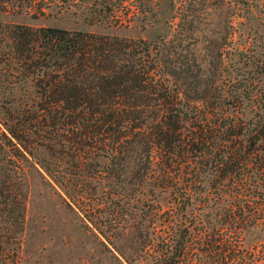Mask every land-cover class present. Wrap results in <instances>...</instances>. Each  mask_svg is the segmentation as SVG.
<instances>
[{"label": "rangeland", "instance_id": "rangeland-1", "mask_svg": "<svg viewBox=\"0 0 264 264\" xmlns=\"http://www.w3.org/2000/svg\"><path fill=\"white\" fill-rule=\"evenodd\" d=\"M12 24L157 44V57L184 62L192 74L198 73L195 62L201 64V88L218 97L223 113L237 124L236 146L240 132L264 126V0H0V28ZM163 44L170 50L163 51ZM8 72L0 71L7 91ZM16 87L23 91L25 85ZM259 138L247 171L217 178L216 189L203 173L196 178L192 166L185 177H166L164 187L153 174L143 184L136 179L121 196L100 171L101 157L72 185L55 183L41 169L28 170L21 178L27 191L22 223L17 228L0 223V264H160L161 250L181 235L188 237L181 264H201L205 233L234 239L230 216L255 220L240 244L258 256L264 249V167H256L264 165V138ZM240 158L234 155L235 166H243ZM158 168L155 160L151 170L157 174ZM253 171L258 172L251 177ZM248 185L256 189L254 196L242 199L237 192ZM183 191L188 199L177 197Z\"/></svg>", "mask_w": 264, "mask_h": 264}, {"label": "trees", "instance_id": "trees-1", "mask_svg": "<svg viewBox=\"0 0 264 264\" xmlns=\"http://www.w3.org/2000/svg\"><path fill=\"white\" fill-rule=\"evenodd\" d=\"M156 45L56 26L0 28V71L7 67L11 77L3 80L10 84L7 91L0 75V223L15 228L22 223L27 191L21 178L28 170L41 169L55 183L72 185L101 157L100 171L120 196L136 179L143 184L153 174L164 187L166 177H185L190 166L213 188L217 178L246 170L264 126L240 132L244 136L236 146L237 124L223 113L218 97L201 88V64L195 62L198 73L192 74L184 62L157 57ZM237 153L244 167L235 166ZM155 160L157 174L151 170ZM118 185L123 186L117 190ZM255 190L244 186L237 195L253 197ZM183 193L177 197L188 199ZM251 223L245 216H230L234 239L205 233L201 264L263 260L264 249L257 256L240 244ZM187 239H172L160 252V264H181Z\"/></svg>", "mask_w": 264, "mask_h": 264}]
</instances>
